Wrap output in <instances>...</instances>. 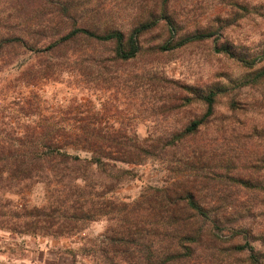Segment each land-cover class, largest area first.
<instances>
[{"label": "rangeland", "instance_id": "374dc122", "mask_svg": "<svg viewBox=\"0 0 264 264\" xmlns=\"http://www.w3.org/2000/svg\"><path fill=\"white\" fill-rule=\"evenodd\" d=\"M143 2L0 0V138L37 125L70 132L89 120L101 134L180 136L205 115L202 97L214 93L206 124L176 147L160 146L144 163L129 166L131 175L115 197L130 203L187 175L205 177L200 197L210 204L225 200L226 214L238 201L240 228L225 242L198 247L185 264H264V77H256L264 68V0H171L189 20L185 29L193 21L214 22L215 34L160 50L170 39L165 29L152 28L126 61L95 66L92 58L108 56L109 48L83 39L49 50L77 27H126ZM234 180L241 182L237 189L230 187ZM7 191L0 187V198L15 204L39 206L47 199L42 182L25 198ZM108 225L106 218L93 221L69 237L0 227V264L120 263L94 261L84 252L98 248Z\"/></svg>", "mask_w": 264, "mask_h": 264}, {"label": "trees", "instance_id": "16d2710c", "mask_svg": "<svg viewBox=\"0 0 264 264\" xmlns=\"http://www.w3.org/2000/svg\"><path fill=\"white\" fill-rule=\"evenodd\" d=\"M143 1L126 27H77L49 50L78 39L107 46L108 56L91 60L100 67L105 60L115 63L134 58L140 51L139 37L152 28L165 29L170 39L160 50L215 34L214 22L200 26L193 21L192 29H185L189 20L171 0ZM220 50L229 52L227 45ZM256 77H264V68ZM214 96L209 93L202 97L207 107L205 115L193 120L180 136L140 139L135 135L101 134L89 120L79 121L70 132H59L53 125H37L23 135L0 138V187L21 198L35 183L42 182L47 188L46 202L39 206L24 200L15 204L1 197L0 227L19 234L69 237L82 232L89 223L106 218L109 225L101 244L84 252L94 261H120L115 264H185L198 247L227 241L228 234L240 228V205L234 201V213L226 214L225 200L213 204L204 201L199 193L208 183L200 175H187L163 188H153L130 203L115 197V191L131 175L129 166L144 163L160 146L176 147L206 124L213 113ZM217 163L213 161L212 165ZM240 185L234 180L230 187L237 189ZM249 250L253 248L249 246Z\"/></svg>", "mask_w": 264, "mask_h": 264}]
</instances>
